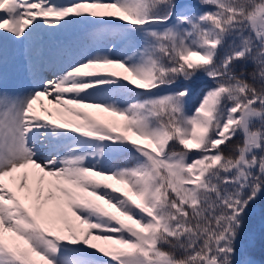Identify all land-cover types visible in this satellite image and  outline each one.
Wrapping results in <instances>:
<instances>
[{
	"label": "snow or ice",
	"instance_id": "obj_1",
	"mask_svg": "<svg viewBox=\"0 0 264 264\" xmlns=\"http://www.w3.org/2000/svg\"><path fill=\"white\" fill-rule=\"evenodd\" d=\"M262 200L264 0H0V264H264Z\"/></svg>",
	"mask_w": 264,
	"mask_h": 264
},
{
	"label": "trees",
	"instance_id": "obj_2",
	"mask_svg": "<svg viewBox=\"0 0 264 264\" xmlns=\"http://www.w3.org/2000/svg\"><path fill=\"white\" fill-rule=\"evenodd\" d=\"M114 183V182H113ZM119 186V185H117ZM264 216V200L259 201L253 209L252 222L254 226L259 229L262 217ZM259 226V227H258Z\"/></svg>",
	"mask_w": 264,
	"mask_h": 264
},
{
	"label": "rangeland",
	"instance_id": "obj_3",
	"mask_svg": "<svg viewBox=\"0 0 264 264\" xmlns=\"http://www.w3.org/2000/svg\"><path fill=\"white\" fill-rule=\"evenodd\" d=\"M45 103H47L46 101H45ZM264 217V216H263ZM259 227V226H258Z\"/></svg>",
	"mask_w": 264,
	"mask_h": 264
}]
</instances>
